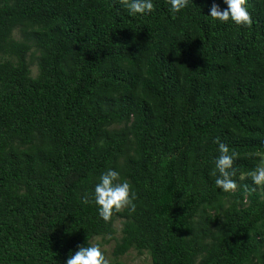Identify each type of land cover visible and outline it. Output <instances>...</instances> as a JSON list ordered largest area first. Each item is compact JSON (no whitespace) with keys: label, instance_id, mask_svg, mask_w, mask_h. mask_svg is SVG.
Returning <instances> with one entry per match:
<instances>
[{"label":"trees","instance_id":"1","mask_svg":"<svg viewBox=\"0 0 264 264\" xmlns=\"http://www.w3.org/2000/svg\"><path fill=\"white\" fill-rule=\"evenodd\" d=\"M152 3L0 0V264H66L116 218V256L264 264V188L245 191L264 154V0H247L251 28L210 17L224 0ZM217 138L239 154L234 193L211 175ZM108 169L137 198L106 223Z\"/></svg>","mask_w":264,"mask_h":264},{"label":"clouds","instance_id":"2","mask_svg":"<svg viewBox=\"0 0 264 264\" xmlns=\"http://www.w3.org/2000/svg\"><path fill=\"white\" fill-rule=\"evenodd\" d=\"M227 8L221 10L218 4L213 3L210 9V17L213 20L221 23H226L231 20L234 24L251 28L253 20L249 13L246 4L247 0H224ZM131 15L150 14L154 10L152 0H119ZM171 6L173 13H180L185 9L189 0H167ZM218 144L219 157L215 160V168L211 175L215 178V185L222 190L223 193H234L239 185L233 179L236 172L233 168L234 161L238 158V153L231 151L229 147L221 142L219 138L215 141ZM260 157V162L254 170L247 173L252 181L253 187L249 188L245 185L246 192L256 191V187L264 188V154L257 153ZM241 180L245 176L240 177ZM94 202L98 207L99 216L106 222L112 221L114 215L128 209L135 212L136 205L134 200L137 198L136 193L132 191V185L129 181L121 180L120 173L108 169L104 172L99 182L94 188ZM84 204L89 203V194H85L82 198ZM247 203V199H244ZM66 264H110V260L106 257L101 247L98 244L87 242V246L79 245L78 250L69 254Z\"/></svg>","mask_w":264,"mask_h":264},{"label":"rangeland","instance_id":"3","mask_svg":"<svg viewBox=\"0 0 264 264\" xmlns=\"http://www.w3.org/2000/svg\"><path fill=\"white\" fill-rule=\"evenodd\" d=\"M13 36L16 39L20 37L18 29L13 31ZM38 56L39 53L35 51L32 56H30V54L28 55V60L30 61V75L33 78L38 75ZM123 223V219L116 218L113 223L114 233L112 235L93 236L90 243L98 244L101 247L106 257L110 260V264H151V257L146 251L139 252L136 249H130L120 256L114 254V249L122 238Z\"/></svg>","mask_w":264,"mask_h":264}]
</instances>
